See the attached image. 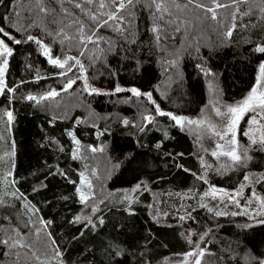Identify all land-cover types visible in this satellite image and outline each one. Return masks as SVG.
<instances>
[{"label": "trees", "instance_id": "16d2710c", "mask_svg": "<svg viewBox=\"0 0 264 264\" xmlns=\"http://www.w3.org/2000/svg\"><path fill=\"white\" fill-rule=\"evenodd\" d=\"M187 2L176 0L181 8L175 9L165 0L172 15L157 19L149 0H138L131 8L134 17L128 9L120 13L126 17L123 34L101 27L97 36L103 39L85 49L74 46L75 27L65 28L68 38L47 35L57 32L58 25L51 23L52 15L40 12L36 0H0V27L22 41L15 44L0 33L12 49L0 98V236L14 228L32 244L31 250L11 251L0 244V264H39L33 251L45 264H186L187 253L201 250V264L264 262V223L198 206L181 209L185 220L161 223L152 216L158 201L171 212L180 207L164 190L202 194L208 182L233 190L248 172L264 170V150L250 149L229 171H211L206 182L196 143L186 130L168 115H158L156 123L144 122L147 115H157V106L164 113L196 117L207 101L211 79L219 83L225 101H238L254 87L264 63V53L255 51L264 44L259 0L239 5L241 14L252 11L237 14L235 21L232 9H218L212 21L192 5L183 8ZM43 6L55 9L65 24L75 17L92 24L70 3L63 7L72 17L63 16L57 0H43ZM85 7L96 11L94 5ZM233 23V34L226 38ZM154 25L164 29L159 41ZM29 34L48 46L53 58L80 57L82 76L104 93L84 92L79 66L61 76L65 70L50 64L35 42L25 40ZM68 79L75 83L64 91ZM117 87L135 88L141 95L116 92ZM49 91L60 94L41 99ZM73 137L82 152H97L75 154ZM85 168L102 174L100 187L107 198L80 219L85 205L77 189ZM137 185L140 191L130 199L127 193ZM258 189L264 196V180ZM184 227L194 229L192 240L183 236ZM35 231L39 237L32 235Z\"/></svg>", "mask_w": 264, "mask_h": 264}, {"label": "snow or ice", "instance_id": "6c2138e0", "mask_svg": "<svg viewBox=\"0 0 264 264\" xmlns=\"http://www.w3.org/2000/svg\"><path fill=\"white\" fill-rule=\"evenodd\" d=\"M67 2L70 3L74 8L79 9L80 12L86 16L92 24L85 25L83 21H81L78 17L73 18L69 23L65 24L62 19H57L54 15L55 9H48L43 6V0H36V6L39 8L40 12L44 13L45 15H52L53 19L51 20V23L58 25L57 32L48 31L46 34L49 36H56V35H63L64 37L68 38V33L65 32V28H72L75 27V34L71 37L72 40L75 41L76 47H83L87 48V44H98L100 40L103 38L100 36H97V32L101 27L110 26L113 28L114 31L119 32L123 34V32L126 31V28L121 27L125 23L126 17L121 16L120 13L124 11L125 9H128V15L134 17V13L131 11V8L135 7V4L138 2V0H57V3L61 6V12L63 13L64 17H72L73 13L69 10L63 7V3ZM170 3L176 7L181 8V5L176 3V0H170ZM248 3V0H228L227 3L223 2V0H208V3H205L204 0H188L187 4L183 5V8H188L189 5L194 6L195 9L201 10L205 16L203 19H211L212 21H216L218 17V9L221 8H227L232 9L231 17L232 20L235 21L237 14L240 13L239 5ZM259 3L261 5L260 12L264 13V0H259ZM95 6L96 11L93 12L90 7L85 6ZM131 6V7H130ZM148 7H154L155 12H153V16L157 19H164V15L168 14L169 16L172 15L171 10L165 3V0H149V3L147 5ZM111 9V11H104L105 9ZM252 10L250 9L249 12L242 13L241 15H248L250 14ZM159 13L160 15L157 16L156 14ZM207 14H210L208 16ZM264 18V17H262ZM113 22L111 25L109 22ZM167 23L169 25L173 24L174 22L172 20H168ZM235 29V23L232 24L231 28L224 33L226 38L231 37L232 31ZM153 32L157 33L156 40L159 41L161 36L159 33L163 32L164 29L161 28L158 25L153 26ZM175 31H179L180 28L177 26ZM0 33H2L4 36H8L9 39L13 40L15 44H20L22 41L20 39H15V37L11 36L8 32H6L2 27H0ZM26 41H32L35 42L37 45H39L43 51V54L48 57V62L52 65H55L58 68L64 69L65 71L61 73V75H66L67 72L71 71L73 65H78L81 74H83L84 71V65L82 64L81 60L76 56H68L65 55L63 58L61 57H55L53 58L52 55H50L51 49L46 46L41 40L37 39L36 37L32 35H27L25 37ZM255 51L259 53H264V45H258L255 48ZM12 55V49L5 43L3 39H0V57H5L2 62V66H0V92H3L4 90V80H3V74L5 71V68L7 67V56ZM80 55H84V51L80 52ZM259 75L257 76L256 85L251 89L248 96L241 101L236 106H229L227 107L226 112H221L219 108L215 109V113L217 117H228L226 124L220 131H216V125L210 124L209 128L210 130L219 137V139L224 140L226 136L230 135V138L226 141V143L229 145L227 150L222 151L221 155H224L231 159L232 162H239L241 160V155L238 153L236 145V128L238 126L239 120L243 117V115L246 112L252 111L256 113V115H261L264 113V63L260 64L259 67ZM84 90L89 91V93H96L98 90L95 88H91L87 83V77H84ZM75 83L74 79H68L64 85V91H67V89L71 88L72 85ZM10 92H14V89H9ZM116 92L122 91L120 87H117L115 89ZM132 94L134 96H140L141 93L135 89H130ZM60 93L56 91H49L46 96L41 97V99L46 98H54L58 96ZM147 95V98L149 101H151V93L145 94ZM27 99L29 100H35L36 97L34 96H28ZM259 110V111H257ZM156 112L159 115H168L169 118L173 121H175L177 124H181L185 118L182 116L173 115L171 113H164L160 110L159 106L156 107ZM9 121L12 119V113L9 111L6 113ZM146 119H148L146 117ZM189 124H196L199 123L198 121L189 120L187 121ZM127 123V121H125ZM252 123H256V118L253 116ZM71 135V133H70ZM247 135V133H245ZM75 140V138L73 137ZM77 144L79 141H75ZM252 143H256L255 139H252ZM260 143L264 144V135L260 137ZM216 147L218 149H223L224 146L217 144ZM93 152L97 151V149L93 148ZM214 156L218 155L217 152L212 153ZM11 173H9L10 175ZM95 175V173H93ZM82 182L86 183V186L91 190L92 184L90 181L86 180V177H84V174L81 173ZM247 179V177H245ZM79 192L80 190L77 189ZM15 195V193L13 194ZM80 199L82 202H86L87 197L81 193ZM3 201H0V204H2ZM235 215V213H234ZM79 219V218H77ZM103 223V221H101ZM39 231H35L32 233V235L39 237ZM191 243V241H189ZM54 243V241H53ZM0 244L4 245L11 251V249L19 247V248H29L32 249V244L28 242L27 238L24 236H21L16 230L13 228L8 233H6L4 236H0ZM55 256H59V250L56 249ZM204 251L201 250L199 254L194 252L187 253L188 256H195L198 255L199 257H202L204 255ZM33 257L39 261V264H45V261L40 260V257L36 255V252L33 251ZM19 259V257H17ZM194 264H201V260L197 258L194 262ZM261 264H264V262H261Z\"/></svg>", "mask_w": 264, "mask_h": 264}, {"label": "rangeland", "instance_id": "374dc122", "mask_svg": "<svg viewBox=\"0 0 264 264\" xmlns=\"http://www.w3.org/2000/svg\"><path fill=\"white\" fill-rule=\"evenodd\" d=\"M171 6L173 5L171 4ZM174 8L178 9L176 7ZM230 28L231 27H228L225 31H228ZM232 34H233V31H232ZM0 39H3L5 43L10 47L7 40H5L3 36H0ZM175 52H179V50ZM4 58L5 57H0V66H2V62ZM6 58L8 61L9 56H7ZM78 58L80 59V57ZM176 58H179V57H176ZM171 63L174 65L175 60L171 61ZM76 66L78 67V65H73L71 71H74ZM6 68L3 74L4 89L6 86L5 85ZM79 72H80L79 78L83 80V86H84L85 76H82L80 68H79ZM259 74L260 73L258 71V75ZM87 83L91 88H95L88 81V79H87ZM95 89L98 90L96 93H104L102 89H98V88H95ZM130 89L132 88H127V89H122V90L129 91L132 94ZM84 92L90 94L89 91L84 90ZM249 93L250 92H248V94ZM2 94L3 92H0V98ZM248 94L244 98L238 101L227 102L222 97L221 88H220L219 83L216 80L211 79L208 81V84H207V101L205 105L202 107L200 114L197 115L196 117H191V118L184 117L185 120L181 124H177L175 121H173L176 125L181 126V128L186 130V132H188L191 135L192 139L195 141L197 152L199 154V161H200L202 171H203L201 178L206 182L208 181V175L211 171H217V172H219L220 170H224L226 172L229 171L230 169L234 168L237 165V163L247 158L250 149L251 150L252 149H263L264 150V144L260 143V137L264 135V113H262L261 115H256V113L249 111V112H246L243 115V117L239 120L238 126L235 130L236 140H237L236 148H237L238 153L242 157L239 162L234 163L231 161L230 158L219 154L222 151L228 149L229 145L226 143V141L230 138L231 134H229V136H226L224 140H221L209 128L210 124H214L216 125V131H220L224 127L228 119V117H223V118L217 117L215 113V109L219 108L221 112H226L227 107L238 105L241 101H243L248 96ZM158 115H159L158 113L156 116L147 115L146 117L148 119H146L144 122L145 123H150V122L156 123L158 121L157 120ZM253 116H255L256 118V123H252ZM189 120L198 121L199 123L189 124L187 122ZM245 133H247V135H245ZM252 139H255L256 143H252ZM75 141H78V140H75ZM217 144L223 145L224 148L218 149L216 147ZM98 149L99 151H103L105 148L99 147ZM96 152L97 151L95 152L92 151L91 154L96 153ZM213 152H217L218 155L214 156L212 154ZM85 153L89 154V156L91 155L85 149L82 152L80 148V143L78 144L76 143L75 154L84 155ZM82 173L84 174V177H86V180L91 182L92 188L91 190H89V188L86 186V183L82 182V178H81L80 184L78 186V189L80 190L78 194L80 197L81 193H83L87 197V199H86V202H83L85 205V209H84L85 211L81 215L80 219L83 217L87 218L90 213L96 212L98 210V207L101 201L106 200L107 198V196L102 191L103 190L102 187H100L102 183L101 182L102 174H97L98 169H94L93 171H87L85 168V171H83ZM93 173H95V175L99 177L98 179L95 178V181H94L95 176H92L93 181L91 179V175ZM245 177H247V179H245ZM245 177L243 181L238 185V187L233 190H226L224 188L217 187L214 183H210V182H208V187L205 190V192H203L202 194H199L196 191L173 192L171 190H164L162 193L165 196H167L168 200L170 201V198H172L174 202L178 200L180 202V207L177 208L174 203L176 208L171 212L166 207L164 206L161 207V203L160 201H158V202H155V204L153 205V208L151 209L152 216L155 220L161 223H164L165 221L167 222L168 220L172 218H178V217L181 220H185V213H183L181 209L194 208L195 206H198V207L208 208L214 211L218 215L235 213V215H241V216L248 218L249 221L251 222L264 223V196L258 189V184L262 180H264V170L250 171L246 174ZM140 188L141 187L137 185L133 190H131L130 194L127 193L128 195H130V199L133 198L135 193L140 191ZM193 235H194L193 228L184 227L183 236L187 240H192ZM194 253L199 254V252H194ZM197 258L201 260V257H199L198 255L189 256L186 264H194Z\"/></svg>", "mask_w": 264, "mask_h": 264}, {"label": "water", "instance_id": "95a60500", "mask_svg": "<svg viewBox=\"0 0 264 264\" xmlns=\"http://www.w3.org/2000/svg\"><path fill=\"white\" fill-rule=\"evenodd\" d=\"M34 97H36V96H34ZM35 100L39 101V100H40V98L36 97V99H35Z\"/></svg>", "mask_w": 264, "mask_h": 264}, {"label": "bare ground", "instance_id": "6f19581e", "mask_svg": "<svg viewBox=\"0 0 264 264\" xmlns=\"http://www.w3.org/2000/svg\"><path fill=\"white\" fill-rule=\"evenodd\" d=\"M153 16V15H152ZM216 80V79H215ZM2 109V108H1ZM5 114V113H4ZM107 192H108V190H107ZM114 204V203H113Z\"/></svg>", "mask_w": 264, "mask_h": 264}]
</instances>
